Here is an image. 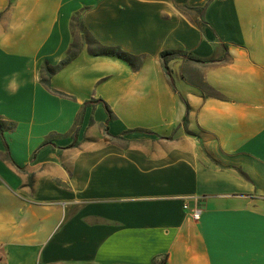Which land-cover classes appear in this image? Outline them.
Returning a JSON list of instances; mask_svg holds the SVG:
<instances>
[{
  "label": "crops",
  "instance_id": "crops-1",
  "mask_svg": "<svg viewBox=\"0 0 264 264\" xmlns=\"http://www.w3.org/2000/svg\"><path fill=\"white\" fill-rule=\"evenodd\" d=\"M0 119V264H264V0H0Z\"/></svg>",
  "mask_w": 264,
  "mask_h": 264
},
{
  "label": "trees",
  "instance_id": "trees-1",
  "mask_svg": "<svg viewBox=\"0 0 264 264\" xmlns=\"http://www.w3.org/2000/svg\"><path fill=\"white\" fill-rule=\"evenodd\" d=\"M210 4V1H208L204 6L202 7H191L189 5H184L183 8L185 10H196L198 11L201 16H204L205 11L208 7V5ZM208 22L205 21L204 19H202L200 25L201 26H205L207 25ZM81 31L84 32L82 25H80ZM85 40H87V42L91 45L90 49L91 52L93 54H109V55H113V56H118L124 60H126L127 62L133 64V65H137L138 66V62L139 64L141 63V57L135 54H132L130 52H127L125 50H123L120 47L117 46H106V45H102L99 44L95 39L91 38L89 36V34L85 35ZM93 45H97L99 48L98 49H94ZM225 47H227L226 44H224ZM82 45L81 44H75L73 45V48L67 53L66 57L63 58L56 66H51L48 63H44L42 66V70H41V81L43 82V84H45L48 88H50L51 90L64 94L63 92L57 91L55 89H53L52 85H51V77L52 75L59 69L63 68L64 66H66L73 58H75L79 52L81 51ZM160 57H161V61L163 63V67L167 73V75L169 76V79L171 80L172 85L174 86V80L172 78V74H171V69L169 67V62L170 60L174 59V58H178V57H183L186 59H194L196 58L195 55H193L190 52L187 51H182V50H176V49H166L163 50L160 53ZM136 60H138V62H136ZM216 59L211 58V59H202V62L206 63L208 61H215ZM103 104L108 112V121L110 122L113 119V113L112 110L110 109L109 105L107 104V102H105L103 99H97V100H91L88 101L87 104ZM0 135L3 138L5 145L7 147V149L9 150V145L8 142L6 140L5 137V121L0 119ZM74 142L72 143L73 146L78 144V139H77V131L74 133ZM46 144H53L52 142L48 141ZM53 146H56L55 144H53Z\"/></svg>",
  "mask_w": 264,
  "mask_h": 264
},
{
  "label": "built area",
  "instance_id": "built-area-1",
  "mask_svg": "<svg viewBox=\"0 0 264 264\" xmlns=\"http://www.w3.org/2000/svg\"><path fill=\"white\" fill-rule=\"evenodd\" d=\"M185 208H189V204L185 203ZM202 210L200 208H195L193 211H191V215L195 218L198 219L200 217Z\"/></svg>",
  "mask_w": 264,
  "mask_h": 264
},
{
  "label": "rangeland",
  "instance_id": "rangeland-1",
  "mask_svg": "<svg viewBox=\"0 0 264 264\" xmlns=\"http://www.w3.org/2000/svg\"><path fill=\"white\" fill-rule=\"evenodd\" d=\"M191 13L193 15H198V13L196 11H191ZM196 17V16H195ZM94 49H98L99 47L97 45H93ZM136 62H138V60H136Z\"/></svg>",
  "mask_w": 264,
  "mask_h": 264
}]
</instances>
